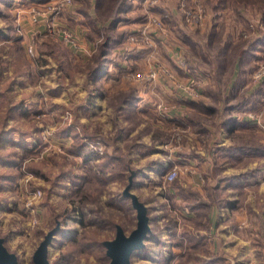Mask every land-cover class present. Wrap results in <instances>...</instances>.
I'll return each mask as SVG.
<instances>
[{"label": "rangeland", "instance_id": "obj_1", "mask_svg": "<svg viewBox=\"0 0 264 264\" xmlns=\"http://www.w3.org/2000/svg\"><path fill=\"white\" fill-rule=\"evenodd\" d=\"M128 2V10L110 18L104 0H0V84L16 76L7 90L29 109L16 119L0 110V137L14 122L19 126L14 143L0 149L19 160L0 163V172L18 176L0 190L4 249L17 264H36L50 236V264H111L109 247L64 253L85 230L116 240L110 241L116 229L99 227L90 206L130 236L139 226L135 196L150 231L129 264H264V0ZM111 33L121 42L106 47L108 75L95 80L100 42ZM168 49L208 78L175 63L173 69ZM138 73L155 76L140 80ZM168 89L180 93L176 100L164 94ZM134 97L142 101L137 111L124 102ZM84 132L107 140L110 152L118 145L110 155L128 156L130 165L111 161L106 184L88 180L81 189L82 180L74 179L93 180L90 166L99 162L70 150ZM94 144L104 151L103 143ZM154 153L166 159L160 169L145 160ZM172 153L180 155L177 162ZM29 161L49 177L26 168ZM173 167L179 173L168 182ZM192 175L194 186L182 181Z\"/></svg>", "mask_w": 264, "mask_h": 264}, {"label": "trees", "instance_id": "obj_2", "mask_svg": "<svg viewBox=\"0 0 264 264\" xmlns=\"http://www.w3.org/2000/svg\"><path fill=\"white\" fill-rule=\"evenodd\" d=\"M97 4H99V2H97ZM104 4H105L104 5L105 13H106V15L108 14V17H110V18H111V16L114 17L116 15V13H118L119 11H123L124 12V11L128 10V8H129L128 0H104ZM117 18L113 19V21H115ZM115 24H116V22H115ZM113 26H114V23L111 25V28H113ZM124 34L122 35V38L124 37ZM116 36H115V33L108 34L107 38L103 40L104 42H102V43L100 42V44H101L100 46L101 47H99L98 54H97L98 64H97L96 68H94L95 71L94 70L92 71V73L93 72L96 73L95 76H94L95 80L99 79L103 73L108 75V71H106V68H105L106 67L105 64L107 65V63L109 61V59L107 60V51H108V49H106V47L117 46V45L120 44L121 40H120V38H114ZM111 40H112L113 44L111 43ZM111 58L112 57H110V59ZM186 63H187V66L191 69L192 72H195L198 68H201V67L197 68L196 65H195L196 63L193 62L192 60H190L189 57L186 58ZM175 67H176L175 69H178V67L176 65H175ZM25 74L26 73H23V74L21 73V74H18V75H25ZM180 75H182V72L180 73ZM14 81H16V76L14 77V75H13V77H8L7 80H6V82L9 83L8 86L0 84V110L6 109L9 112L11 110L9 116H11L14 119H16V118L19 117V114L28 113L29 109L25 105V100H24L25 98H23L22 100H16V99H14V95H16L15 92L13 93V91H12L10 93V91L7 90L8 87H10L11 82H14ZM21 84H25V81H22ZM5 86H6V88L4 89V91H2L1 88H4ZM5 90H7V91H5ZM52 92H53V94L57 95L59 91L54 88L52 90ZM133 93H134V91L131 94H133ZM136 99H137L136 97H134L133 100H131L130 98H128V99L125 98L124 102L126 104V107L130 108V109H134V110L137 111V105L139 104L140 100L136 101ZM134 101H135V104H134ZM191 101H193V100H191ZM152 107H157L156 101L152 102ZM51 108H53V107H51ZM1 115H3V114H1ZM6 119H7V117L5 118V121H1V123L4 124L6 122ZM18 128H19V126L16 125L15 122H14V125L10 126L7 129H4V131L2 132V133H4V135H2L0 137V142H3V144L0 143V149L4 148L7 143H14L13 142V140H14V131L17 130ZM26 133L27 132L21 130L20 134H21L22 140L26 139ZM69 133H70L69 129L68 130L67 129L62 130V134L63 135H67ZM72 133H74V132H72ZM76 133H77V131L75 132V134ZM77 136H78L77 139H78L79 142L76 143L75 145H72L70 147V150L73 151V152L74 151L77 152V154H81V153L85 152V154H86L85 155V159L86 160L91 159V161H93L92 157H95V158H97L99 160V162H96V163L93 164V166H90L92 168V170H91L92 172L91 173L93 175V180H90L89 178H87L85 176V174L79 175V177H77L79 179H74L73 178L74 181H76V182L77 181L80 182V180H82L81 184H79L81 189H82L84 183H86L88 180L96 182V183H101L103 185L106 184L107 182H106V180H104V177H105V173H107V168H109V165H110L111 161L116 160L118 163H124L125 166H129L130 165V162L127 160L128 156H123V157L114 156L115 158H113L110 155L118 148V145L115 146L114 150H112L110 152L109 151V147L111 145L107 142V140L104 141V140H100V139H94V140L89 139L88 138L89 137L88 134L85 133V132L83 134H81V136L79 134H77ZM98 141L103 143L102 145L105 146V149H103L104 150L103 152H99L98 150H96L97 144H94V143H97ZM29 152H30L29 154L33 153L32 150H29ZM126 154H130V152H128ZM24 157L27 158V155L26 156L24 155L23 158ZM32 161H29V162H27L25 164L26 168H28L29 170H32V172L34 174H37V175H40V176L43 175L44 177H49L47 172L42 171L41 168L34 167ZM154 162L158 163V164H162L159 161H154ZM0 163H4L5 165L6 164H11L12 166H15V165L19 164V160L10 159V158L7 159V158H5V154H0ZM115 167H113V169H111V171L114 172L115 171V169H114ZM9 174H10L9 171L0 172V190H2L3 188L7 187L6 184L14 183L15 180L18 178L16 172H15V175L12 174L11 176H8ZM112 174H114V173H112ZM90 209L95 214V215L92 216V218L94 219V221L97 223V225L99 227H102L104 224H108L110 229L111 228H113L114 230L116 229V235H117L118 230L120 228L119 224H116L114 221H110V220L105 219V217H102L91 206H90ZM90 231H97V230H90ZM90 231L87 232V230H85L84 233L76 240V241H78V243L75 242L67 250V253H64V257H69L70 258V257L75 256L76 254H81L80 249H84V250H87V251H94V250L99 249L100 247H108L106 243L109 240L103 241L101 238H99L97 236V232L96 233L95 232L90 233ZM116 235H115V237L113 239H110V241L114 240L116 238ZM106 255H107V257L110 258V263H111L112 256L110 255L109 252Z\"/></svg>", "mask_w": 264, "mask_h": 264}, {"label": "water", "instance_id": "obj_3", "mask_svg": "<svg viewBox=\"0 0 264 264\" xmlns=\"http://www.w3.org/2000/svg\"><path fill=\"white\" fill-rule=\"evenodd\" d=\"M134 202L140 211L138 216V228L134 230L130 236L126 237L121 230H118L115 241L107 242L112 256L111 264H129V254L134 252L142 244L143 239L148 235L150 228L146 219L147 210L143 205L137 203V197L134 196ZM50 241V236L40 245L34 260L36 264H50L47 258V245ZM0 264H17L15 258L7 253L3 246V240L0 239Z\"/></svg>", "mask_w": 264, "mask_h": 264}, {"label": "crops", "instance_id": "obj_4", "mask_svg": "<svg viewBox=\"0 0 264 264\" xmlns=\"http://www.w3.org/2000/svg\"><path fill=\"white\" fill-rule=\"evenodd\" d=\"M170 9L172 10V12L174 11L172 8H170ZM164 10L168 11L169 8H164ZM169 45H170V44H169ZM164 50H165V49H164ZM169 50H170V49H168L167 52H168V56L170 57V61L172 60L171 65H170L171 67H173L172 64L175 63V65H176L178 68L181 67L182 70H185V69H183L184 67H185V68H189L187 65L184 66V62H186V58H187V57H185V58L181 57V60L179 61V57H180L181 55H183V53H182V54H181V52H180V53H177V55L174 57L175 53L170 54V53H172V52H169ZM177 51H178V49H177ZM174 52H175V51H174ZM186 64H187V63H186ZM190 70H191V69H190ZM196 72H197L199 75H198ZM203 72H204L203 68H198L197 71H195L194 73L197 75L196 77L199 78V79H200V78H205V77L208 78V77L205 75V73H203ZM182 73L185 74V75H187L186 72H183V71H182ZM235 75L237 76V74H235L234 72H232L230 77H231V78H234ZM204 76H205V77H204ZM200 80H201V79H200ZM150 85H151V84H150ZM159 86L162 87L163 84H161V85L159 84ZM163 88H164V87H163ZM162 91H163V90H162ZM164 91H165V93H164V92H162V93H164V94H166V93L170 94L171 96H169V97H172V98H174L175 100L177 99V96H179V94H180L178 91H174V90H172V89H168V91H166V90H164ZM150 93H152L151 90H150ZM200 93H202V92H200ZM203 93H204L205 95H207V94H208V91H207L206 93H205V92H203ZM149 97H151V101H155L154 99H156L154 96H149ZM169 97H168V98H169ZM144 98H145V96H144ZM179 99H180V98H178V100H179ZM190 99L192 100V99H194V98H188V100H190ZM191 100H190V101H191ZM141 102H142V101L139 102V105L141 104ZM175 104H176V103H175ZM137 106H138V105H137ZM177 106H178L179 109L182 108V105H178V102H177ZM177 106H176V107H177ZM186 125H187V124H186ZM222 130H223V129H222ZM223 133H224V132H223ZM172 154H173V153H172ZM174 154H175V153H174ZM174 154L171 155L172 158H170V156H169V159H170V160L172 159V160H171L172 162H175V161L177 162V161H178V158H179L180 155H179V156H176V155L174 156ZM141 158H142V157H141ZM141 158L138 157L136 161H138V163H141L142 161H145V160H147V161H149V160H150V161H160V163H162V164H159V169H160V167L163 165V163H164L165 160H166L165 157H163V155H162L161 153H154V155L149 156V158H148V159H145V160H143L144 158H143V159H141ZM201 159H202V158H201ZM147 161H146V162H147ZM150 161H149V162H150ZM197 161H198L197 159H192L191 164L194 165L195 163H199V164L202 165V163H201L200 161H198V162H197ZM149 162H148V165H150ZM202 162H203V161H202ZM178 163H179V162H178ZM152 164H153V163H152ZM155 164H158V163H155ZM160 165H161V166H160ZM157 166H158V165H157ZM157 166H156V167H157ZM156 167H155V168H156ZM196 180H197V176H196V175H195V176L192 175V177H191V176H188V177H186L185 179H184V178L182 179V181H184L186 184H190V185H192V186H194V184L196 183ZM159 188H160V187H159ZM174 192H175V188L172 190V193H174ZM189 216H190V215H189ZM189 216H188V217H189ZM191 218H192V217H191ZM219 220H220V215H217L216 223H218Z\"/></svg>", "mask_w": 264, "mask_h": 264}, {"label": "built area", "instance_id": "obj_5", "mask_svg": "<svg viewBox=\"0 0 264 264\" xmlns=\"http://www.w3.org/2000/svg\"><path fill=\"white\" fill-rule=\"evenodd\" d=\"M35 15V14H34ZM35 20L37 19V16L35 15L34 17H33ZM160 20L158 19V18H156V17H154V18H152L151 19V24H153V25H155L156 26V23L157 22H159ZM70 36H71V34H70ZM72 37V36H71ZM187 64H186V62H184V66H186ZM262 69H264V65L262 66ZM264 71V70H263ZM264 73V72H263ZM154 76L155 75H146V74H141V73H138L137 74V78H139L140 80L141 79H145V78H148V79H151V80H153L154 79ZM151 77H153V78H151ZM179 170H178V168L177 167H173L172 169H170L169 171H167L166 172V174H165V179H166V181H168V182H172V181H174L175 180V178L177 177V175H178V172Z\"/></svg>", "mask_w": 264, "mask_h": 264}]
</instances>
